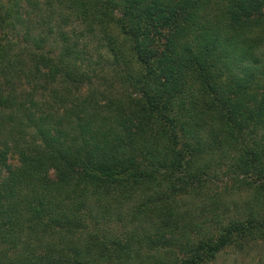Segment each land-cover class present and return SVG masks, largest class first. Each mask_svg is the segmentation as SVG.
I'll return each mask as SVG.
<instances>
[{
  "label": "trees",
  "instance_id": "1",
  "mask_svg": "<svg viewBox=\"0 0 264 264\" xmlns=\"http://www.w3.org/2000/svg\"><path fill=\"white\" fill-rule=\"evenodd\" d=\"M224 163L244 218L208 186ZM246 242L264 245V0H0V264H211Z\"/></svg>",
  "mask_w": 264,
  "mask_h": 264
},
{
  "label": "rangeland",
  "instance_id": "2",
  "mask_svg": "<svg viewBox=\"0 0 264 264\" xmlns=\"http://www.w3.org/2000/svg\"><path fill=\"white\" fill-rule=\"evenodd\" d=\"M54 53H56L54 51ZM94 57V56H92ZM93 58V61H95ZM106 66V62L101 60L99 61V64H92L94 67V70L97 71L100 76H102L104 73L109 72L107 70H99L101 66ZM92 69V68H91ZM99 88L102 89L103 87H110L106 85L104 80L99 79ZM95 83H97V80H95ZM110 85L116 89L121 87L120 81H118L116 78H113V80L110 82ZM107 83V84H108ZM214 163V162H213ZM226 163L222 165H217L213 169L214 171H210V179L208 180V186L212 188V190L216 193H219L222 204H220L218 207V212L222 213L224 217H229L231 216L233 219H238V218H244V211H245V201L247 199L246 193L243 192V187L242 189H238L237 183L232 180L231 176H228L226 174ZM201 197V196H200ZM191 198L187 199V207L190 208L193 213H199V208L201 206H212L211 201L208 199L209 197H206V199L202 198ZM216 199V198H215ZM218 200V199H217ZM226 206V208H225ZM211 215V212H205L203 214L197 215V220H201L203 218H209ZM114 220H112L108 225L105 226V229L110 232L112 235H120L122 237L125 236L126 232L125 231H130L132 229L133 224L129 222L128 219H124L126 222L123 223L122 221L118 220L115 215H113ZM116 217V218H115ZM91 226V225H89ZM143 227H146L145 225ZM147 228V227H146ZM92 229V226L90 227V230ZM140 229V228H138ZM36 235V236H35ZM54 235H61L64 237V239L59 240L55 238L54 240L56 241L55 245L61 246L62 244H69L72 242L79 243L80 241H83L87 237V231L84 229H77L74 230L73 232H66L65 229H63L59 234H54ZM35 237L37 238L35 239ZM50 234L49 233H43L41 231H38V233L34 234H23V239L24 242L27 244H32L33 246L36 245L38 248V253L37 255H46V246L47 244L49 245L50 243ZM30 239V240H29ZM242 249L235 248L234 246H229L225 248L221 253H219L216 257V259L211 263V264H264V245L259 244L258 246L254 245L253 243L246 242L243 244ZM5 244H2V247H4ZM17 251V250H16ZM29 252V251H28ZM25 252V253H28Z\"/></svg>",
  "mask_w": 264,
  "mask_h": 264
}]
</instances>
